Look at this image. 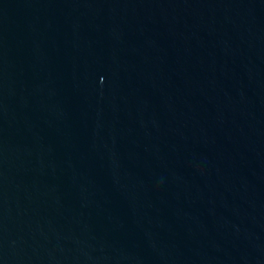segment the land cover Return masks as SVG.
<instances>
[{
	"label": "water",
	"instance_id": "95a60500",
	"mask_svg": "<svg viewBox=\"0 0 264 264\" xmlns=\"http://www.w3.org/2000/svg\"><path fill=\"white\" fill-rule=\"evenodd\" d=\"M0 264H264V0H0Z\"/></svg>",
	"mask_w": 264,
	"mask_h": 264
}]
</instances>
